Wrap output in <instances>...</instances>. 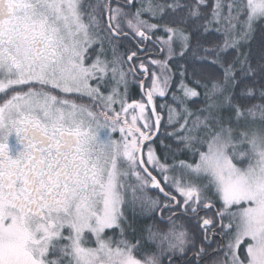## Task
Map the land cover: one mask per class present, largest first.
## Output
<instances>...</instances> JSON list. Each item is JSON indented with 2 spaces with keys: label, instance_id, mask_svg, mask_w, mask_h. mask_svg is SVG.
I'll return each instance as SVG.
<instances>
[{
  "label": "snow or ice",
  "instance_id": "6c2138e0",
  "mask_svg": "<svg viewBox=\"0 0 264 264\" xmlns=\"http://www.w3.org/2000/svg\"><path fill=\"white\" fill-rule=\"evenodd\" d=\"M260 19L264 0H0V264H176L177 254L195 246L178 216L203 231L197 261L218 221L212 264H264V87L261 103L247 108L233 91L243 84L240 97L257 98L245 81L264 79V52L253 66L241 45ZM158 30L167 38L153 39ZM212 30L221 40L205 45L202 36ZM130 33L137 48L125 59L118 48ZM148 42L164 54L148 61L158 72L139 56ZM229 49L234 55L225 59ZM177 56L222 72L181 65L176 107L159 106L168 110L163 121L154 100L169 91V61ZM129 75L143 93L131 102ZM197 87L205 104L193 110L188 101L200 97ZM257 118L260 126L248 123ZM162 126H172L167 135L186 159L170 165L167 154L158 158L153 144ZM13 133L23 146L15 158L7 146ZM129 202L168 213L166 231L147 230L154 251L125 237L122 206ZM117 228L119 239L106 235Z\"/></svg>",
  "mask_w": 264,
  "mask_h": 264
},
{
  "label": "trees",
  "instance_id": "16d2710c",
  "mask_svg": "<svg viewBox=\"0 0 264 264\" xmlns=\"http://www.w3.org/2000/svg\"><path fill=\"white\" fill-rule=\"evenodd\" d=\"M89 2H90V0H87V3H89ZM162 2L169 3V2H172V0H162ZM190 2H191V0H180L181 4H189ZM209 2L211 3V2H213V0H209ZM138 5L139 4H134V7L132 8L133 12L136 10ZM184 11H186V9ZM143 18L149 19L147 14H145ZM151 22L157 23L158 21L153 18V19H151ZM194 24H195L194 21H189V23L187 25V29H192L194 27ZM130 35L132 37H134V34L130 33ZM190 35L192 37V43L195 44V37H196L197 33L191 32ZM157 36L165 38V39L167 38V34L164 33L163 31H159V30L155 32L153 39H155ZM220 40H221V36L214 30L209 31L202 36V42L205 43V45H208L210 43L217 42ZM130 41L131 40L129 38H127L125 41H123L119 44L118 51L120 53H124L125 59H127V54L130 52V50H134L137 48V47L133 46ZM141 46H143V45L141 44ZM95 47H98V46H95ZM150 50H151V48H150V46H148L145 49V53L150 52ZM241 50L242 51H249L250 50L251 62L253 64V66H256L257 63L260 61L261 53L264 52V19H260L259 21H257L255 23L254 31H253L250 43L243 45V48H241ZM179 51H180L179 45H176V52L179 53ZM107 53L110 54L109 59H111V55H112L111 50H109ZM139 55H143V54H141L139 52ZM233 55H234V51L229 49L228 52H226L224 54V57H225V59H230ZM94 58H95V56H92L88 60V63H91L92 59H94ZM145 59H143L144 62H145ZM163 59H164V57L162 58V60ZM193 63H196L197 65L204 64L208 68L213 69L214 73H217V74L222 72V70L220 68L209 64L207 61L189 62L185 59L179 58V56L170 60L169 65H170L172 72L174 73L173 83L170 86V89L166 93L165 97H156V100H155L156 104H157L156 105L157 110L160 112V115H161L163 121L167 120L168 110H167V108H164L161 110L159 106L162 104H170L173 107H176L172 101V94H173V92L177 91V84L180 80V71H181L180 66L185 65V67L188 69V71L191 72L192 67H193ZM145 64L148 65L146 62H145ZM148 67L150 70H152L151 66L148 65ZM137 82L138 81L133 79L132 75L128 76V100H129V102H131L133 99H136V100L141 99V94L139 91L140 86H139V82H138V84H137ZM186 82L190 86H192L191 78H186ZM245 83L248 84V86H251L257 90V93H256L257 98L253 99L251 101H248V100L241 98L240 92H241V87H243V84L241 86H238L233 91H234L235 95L237 96V101L241 105V107L247 108V107H250L251 104L261 103V101L259 100V97H258V90L260 88L264 87V79L255 78L254 84L252 83L251 80H246ZM120 91L123 92L124 90L121 88ZM197 91L200 93V97L199 98H192V100H190V102L188 103V106L193 110H198V109L202 108L205 104V100L203 97V91L204 90L202 88L197 87ZM115 107H117V105ZM117 108H119V107H117ZM172 130H173L172 126H167V127L162 126L161 130H160V134L153 144V147L156 150L158 158H160L163 161L165 155L167 154V156H168L167 162L170 165L173 164L174 162L178 163L179 160L186 159L188 157V153L186 151H181V152L177 151V149L180 148L181 145H179L175 141L174 138L167 135V133L171 132ZM161 141H163V145L161 144ZM145 159H146V156H145ZM154 174H156V173L154 172ZM175 176L177 179L181 178L179 175H175ZM158 178L162 179V177H159V176H158ZM149 193H150L149 194L150 197H152V198H156L158 195V193L155 191H150ZM160 202H161V204L164 202L162 197H160ZM128 211L129 212L126 213L128 226L131 229H133L134 232L133 233H127L125 235L127 239H131V238L134 239L135 237H138L141 240V242H148V239H147L148 228H146V227L151 226L152 231H166V229H168V227H169V224L166 227L165 225L161 224L157 220V214L160 211L159 208L156 209V211L154 213H152L150 211V209H148V208H141L138 205L130 204V205H128ZM176 219H177L178 226H179V224L186 222V219H183V218H176ZM126 224H127V222H126ZM192 231H195V230L192 229ZM193 234H194V236H196L197 233L193 232ZM192 235H189V237L192 238ZM164 263H165V261H164Z\"/></svg>",
  "mask_w": 264,
  "mask_h": 264
},
{
  "label": "flooded vegetation",
  "instance_id": "af4514ba",
  "mask_svg": "<svg viewBox=\"0 0 264 264\" xmlns=\"http://www.w3.org/2000/svg\"><path fill=\"white\" fill-rule=\"evenodd\" d=\"M129 39L131 40L130 42L132 43L133 46L137 47V40L138 38H135V37H132L130 35ZM143 45V44H142ZM150 46L151 50L150 52L148 53H145V49ZM147 47H145L144 45L141 46L140 45V48H144V51L140 53L143 54V55H139L140 58L143 60L145 59V62L148 64V61L151 60V59H161L164 57V54H161L159 56L155 55L156 52H160V47L158 45H153L151 42H148V45ZM149 66H151L150 64H148ZM152 70H155L157 71V69H154V66H151ZM138 73H139V69H137ZM143 77V74L140 73V78ZM150 83V76L148 78V84ZM138 84V82H137ZM54 92L56 90H53ZM139 91H140V88H139ZM58 94V93H57ZM141 94V93H140ZM84 99H87V98H84ZM156 100V98H155ZM156 102V101H155ZM157 105V104H156ZM117 107H119L117 105ZM114 137H117L119 136V133H114L113 134ZM7 146H8V154L10 157L12 158H15V156L17 155V153L19 151L22 150V145L20 143H18L17 141V138H16V135L13 133V134H10L8 136V140H7ZM133 183L135 182L134 180L132 181ZM150 190L147 191V195L150 196L149 193ZM131 199V196L129 197V200ZM132 204L131 202H129L128 204L122 206L123 207V210L127 212L128 211V205ZM163 204V203H162ZM219 206V205H217ZM216 211V209H212L211 212H208L207 215L211 216L213 215V213ZM161 213V211L158 212V214ZM157 214V220L165 225L166 227L168 226V222L166 219L162 218L163 217H166L167 216V212H164L163 214L161 213V216L159 218ZM205 215V212H201L200 213V216L203 217ZM176 218H183V219H186V222L182 223L184 225V227L187 229L189 235H192L193 232L197 233L196 236H195V246H193L191 243H189L187 246H186V251L183 255H180V254H177L175 259H176V264H212V261L216 258L217 256V253L214 251V249L217 247V244L216 242L219 241L221 239V237L219 236L218 234V229H219V222L217 221V234L216 235H212V232H211V229L209 230V235H210V239L208 241L205 242L204 244V247H205V253L202 257V259H200L199 261H197V257H196V252H198L201 248V241L203 240V231L198 227V224L196 222L195 219H187L186 217H176ZM127 225H128V221H127ZM192 229H194L195 231H192ZM167 230V229H166ZM108 234V230H106V235ZM193 236V235H192ZM200 236V237H199ZM120 238V237H119ZM119 238H116V239H119ZM189 239L191 240L192 238L189 237ZM139 240L141 242V240L138 238V237H135L134 239H129V241H131L132 243H136V241ZM142 244V251H154L155 250V247L154 245H152L151 243L149 242H141ZM241 251H243V246L241 248ZM165 263L164 264H167V259L165 258L164 259Z\"/></svg>",
  "mask_w": 264,
  "mask_h": 264
},
{
  "label": "rangeland",
  "instance_id": "374dc122",
  "mask_svg": "<svg viewBox=\"0 0 264 264\" xmlns=\"http://www.w3.org/2000/svg\"><path fill=\"white\" fill-rule=\"evenodd\" d=\"M145 2H147V0H145ZM85 4H87V0H85ZM140 5H138V7H139ZM259 21V20H258ZM255 25V24H254ZM243 45H245V44H242L241 45V48H243ZM107 56H108V58L110 57V54L109 53H107ZM159 71V69H157V72ZM93 83H95V82H93ZM111 83V80L109 79V84ZM149 86H150V83H149ZM121 88L124 90V88H123V86H121ZM121 88H120V90H121ZM102 91H104L105 92V94L108 92V90H109V88H108V86L107 85H104V86H102V89H101ZM84 99V98H83ZM85 101L87 100V99H84ZM190 101H188V103H189ZM176 106V105H175ZM225 117H227V115H228V113H227V111H224L223 113H222ZM242 123V126H243V124H244V122L242 121L241 122ZM251 126H253V127H256V126H260L261 125V121L257 118V119H255L254 121L253 120H250L249 122H248ZM233 126L235 127L236 125L235 124H233ZM170 175H179L178 174V172H172V173H170ZM129 197H130V193H129ZM124 214H125V219L123 220V221H121V225H122V227L124 228V230H125V235L127 234V233H133L134 232V230L133 229H131L127 224H126V222H127V216H126V211L124 210ZM146 228H149V226L148 227H146ZM108 232H109V236H113L114 238H119L120 237V229L119 228H117V229H112V230H108Z\"/></svg>",
  "mask_w": 264,
  "mask_h": 264
},
{
  "label": "water",
  "instance_id": "95a60500",
  "mask_svg": "<svg viewBox=\"0 0 264 264\" xmlns=\"http://www.w3.org/2000/svg\"><path fill=\"white\" fill-rule=\"evenodd\" d=\"M129 37H130V36H128V38H129ZM143 51H144V48L141 49V52H143ZM142 79H143V77H142ZM140 93H141V96H142L143 93H142L141 89H140ZM154 103H155V101H154ZM149 111H151V109H149ZM160 130H161V129H160ZM159 134H160V131H159L158 135H157L156 137H154V142H155L156 139L158 138ZM150 190H151V191L158 192V190H152L151 188H150ZM160 196L163 197L162 194H160ZM213 209H214V208H213ZM160 216H161V213H159V218H160Z\"/></svg>",
  "mask_w": 264,
  "mask_h": 264
}]
</instances>
